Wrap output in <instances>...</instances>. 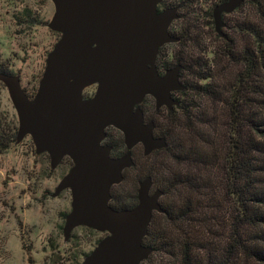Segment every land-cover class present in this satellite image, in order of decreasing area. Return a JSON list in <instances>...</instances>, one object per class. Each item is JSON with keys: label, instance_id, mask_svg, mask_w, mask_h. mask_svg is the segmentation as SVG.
<instances>
[{"label": "water", "instance_id": "obj_1", "mask_svg": "<svg viewBox=\"0 0 264 264\" xmlns=\"http://www.w3.org/2000/svg\"><path fill=\"white\" fill-rule=\"evenodd\" d=\"M55 13L48 26L60 38L48 53L34 96L24 90L21 76L0 73L18 115L16 141L31 136L38 154L50 156L52 168L64 158L73 161L55 195L72 194L64 234L68 241L78 227L105 236L80 264H141L154 252L144 244L154 213L164 212V192H151V176L139 182V202L117 209L110 205L112 188L135 165L133 150L142 145L145 156L168 146L155 134L156 121L147 120L142 104L147 96L156 109L173 110L176 92L186 89L179 63L164 72L157 61L162 46L178 42L170 28L179 7L159 9L163 0H52ZM245 0H226L213 10L216 31L227 37L224 15ZM256 1V0H252ZM96 86L91 97L84 91ZM124 136L127 151L113 156L107 129Z\"/></svg>", "mask_w": 264, "mask_h": 264}, {"label": "trees", "instance_id": "obj_2", "mask_svg": "<svg viewBox=\"0 0 264 264\" xmlns=\"http://www.w3.org/2000/svg\"><path fill=\"white\" fill-rule=\"evenodd\" d=\"M198 1L163 0L159 8L176 5L184 10ZM246 1L257 6L256 14L244 12L243 5L236 10L240 18L230 26L236 34H226L225 44L221 51L214 52L212 59L201 52L207 49L194 36L190 24L177 33L173 23L171 32L179 41L161 47L157 64L164 72L181 63L186 89L175 93L180 104L173 110L158 111L152 96H147L142 104L147 118L156 121L155 134L165 136L168 142L166 148L149 156L143 151L145 157L157 155L165 161L146 176L153 178L155 190L164 192L160 199L164 212H155L144 244L152 245L154 251L176 255L173 237L165 227H156L157 215H163L182 233L178 247L183 264H193L191 254L197 253L196 248H205L206 252L209 247L207 235L202 238L205 244L190 235L192 230L216 234V240L224 246L215 245L206 252L208 257L213 251L225 255L220 263L210 259L205 264H264V1ZM207 16L212 17L213 12ZM190 43L200 46V51H185ZM170 46H183L182 56L173 58ZM220 61L225 70L237 68L229 82L218 81L215 66ZM0 73L12 72L0 62ZM152 107L153 116L148 113ZM14 130L0 125V152L16 142ZM114 132L117 142L110 138ZM107 135L113 156L127 151L120 130L110 127ZM131 168L126 169L125 175ZM160 178L165 180L164 185L159 184ZM124 181L112 188L110 204L117 209L139 202L138 190L128 198L123 194L119 187ZM172 190L178 197L185 195L179 207L163 199L173 197ZM150 260L151 256L141 264Z\"/></svg>", "mask_w": 264, "mask_h": 264}, {"label": "rangeland", "instance_id": "obj_3", "mask_svg": "<svg viewBox=\"0 0 264 264\" xmlns=\"http://www.w3.org/2000/svg\"><path fill=\"white\" fill-rule=\"evenodd\" d=\"M218 3H220L218 0H200L187 7L188 9L180 8V17L173 22L177 33L190 24L194 36L207 49L206 52H201L210 59L214 58L215 51H221L226 41V38L216 31L214 17L207 16ZM242 5L244 12L256 14V5L248 1ZM166 8L168 7L161 6L160 10ZM54 13L55 5L52 0H0V62L8 65L12 74L21 76L22 86L27 93L38 89L47 55L60 38V34L48 26ZM240 15L237 11L224 15L226 34L235 36L236 31L230 26L237 22ZM182 48L183 46H170L168 49L175 58L181 55ZM187 49L200 51V46L190 43L185 47V51ZM217 64L215 68L216 74L219 75L218 81L229 82L232 79V71L237 72V68L225 70L222 61ZM153 112L154 107L148 113L153 116ZM164 113L165 110L162 111L163 115ZM0 125L10 126L16 133L19 126L17 111L8 88L2 81ZM110 138L113 142L119 140L115 132ZM106 143L111 144L108 137ZM133 158L135 166L126 172V179L119 187L123 194H126V198L138 190L139 182L144 180L151 170L161 167L160 162L165 163L163 158L157 155L145 157L141 145L133 150ZM69 167V162L66 161L57 168H52L49 154H38L31 136L25 137L21 142H13L7 150L0 152V264L81 263L105 236L104 233L91 231L88 227H79L72 232L68 241L65 239L63 228L66 215L72 209V194L70 190H64L58 195H55V192ZM158 182L164 185L165 180L160 178ZM155 188L156 185L153 184L151 192ZM172 195L174 198L165 196L164 201L179 207L185 195L178 197L175 190H172ZM156 223L158 229L165 227L168 234L173 237L172 248H175L176 255H169L161 250L154 251L151 260L146 264H183L181 250L178 247L182 233L163 215H157ZM204 234L207 235L205 238L209 246L206 252L212 251L215 245L223 246L216 240V234L192 230L190 235H195L204 242L202 239ZM203 250L205 248L202 250L196 248L197 253L191 254L193 264H205L204 261L210 259L220 263L225 257L216 251L208 257Z\"/></svg>", "mask_w": 264, "mask_h": 264}, {"label": "flooded vegetation", "instance_id": "obj_4", "mask_svg": "<svg viewBox=\"0 0 264 264\" xmlns=\"http://www.w3.org/2000/svg\"><path fill=\"white\" fill-rule=\"evenodd\" d=\"M176 6V5H175ZM160 9V8H159ZM170 31H171V28H170ZM172 33V32H171ZM8 74V73H7ZM9 74H11L12 75V73H9ZM13 75H15V74H13ZM24 88V87H23ZM89 88H93L91 91L90 90H87V89H89ZM89 88H87L85 91H84V95H85V97H91L94 93H95V91H96V86H92V87H89ZM25 90V89H24ZM26 91V90H25ZM37 91V90H36ZM36 91H34V92H32V93H27L29 96H34V94L36 93ZM27 92V91H26ZM66 161H68L69 162V169L72 167V165H73V161L69 158V157H66V158H64V160L61 162V163H63V162H66ZM133 167V166H132ZM69 171V170H68ZM126 171V170H125ZM124 174H125V172H124ZM111 205V204H110ZM131 208V207H130ZM155 214V213H154ZM84 227V226H83ZM79 228V227H78ZM146 245H148V244H146Z\"/></svg>", "mask_w": 264, "mask_h": 264}]
</instances>
